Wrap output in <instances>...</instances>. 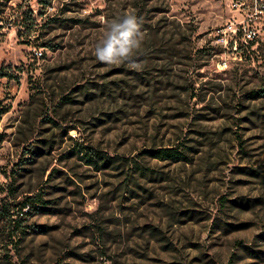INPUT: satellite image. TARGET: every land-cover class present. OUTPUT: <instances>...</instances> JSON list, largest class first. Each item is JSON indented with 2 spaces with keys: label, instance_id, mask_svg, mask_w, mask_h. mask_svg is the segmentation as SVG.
I'll use <instances>...</instances> for the list:
<instances>
[{
  "label": "rangeland",
  "instance_id": "obj_1",
  "mask_svg": "<svg viewBox=\"0 0 264 264\" xmlns=\"http://www.w3.org/2000/svg\"><path fill=\"white\" fill-rule=\"evenodd\" d=\"M0 264H264V0H0Z\"/></svg>",
  "mask_w": 264,
  "mask_h": 264
},
{
  "label": "clouds",
  "instance_id": "obj_2",
  "mask_svg": "<svg viewBox=\"0 0 264 264\" xmlns=\"http://www.w3.org/2000/svg\"><path fill=\"white\" fill-rule=\"evenodd\" d=\"M144 34L141 21L134 13H126L121 19L109 23L104 40L96 46L98 61L109 65H120L131 61L142 46ZM135 67V64H130Z\"/></svg>",
  "mask_w": 264,
  "mask_h": 264
},
{
  "label": "trees",
  "instance_id": "obj_3",
  "mask_svg": "<svg viewBox=\"0 0 264 264\" xmlns=\"http://www.w3.org/2000/svg\"><path fill=\"white\" fill-rule=\"evenodd\" d=\"M154 157L159 159H169L173 161L180 160L183 158V153L178 151L177 149L170 147V148H159L157 150L152 151Z\"/></svg>",
  "mask_w": 264,
  "mask_h": 264
},
{
  "label": "built area",
  "instance_id": "obj_4",
  "mask_svg": "<svg viewBox=\"0 0 264 264\" xmlns=\"http://www.w3.org/2000/svg\"><path fill=\"white\" fill-rule=\"evenodd\" d=\"M252 38H254V32L246 30L244 32L243 36L241 37V40H242V42L247 43V41L251 40ZM238 47H240V46L238 45ZM35 54L40 55L41 53L39 51H35Z\"/></svg>",
  "mask_w": 264,
  "mask_h": 264
}]
</instances>
